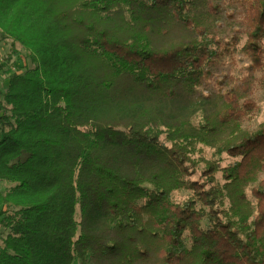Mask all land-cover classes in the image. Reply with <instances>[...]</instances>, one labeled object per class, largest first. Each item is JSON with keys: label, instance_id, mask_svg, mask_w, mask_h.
Here are the masks:
<instances>
[{"label": "trees", "instance_id": "obj_1", "mask_svg": "<svg viewBox=\"0 0 264 264\" xmlns=\"http://www.w3.org/2000/svg\"><path fill=\"white\" fill-rule=\"evenodd\" d=\"M239 2L228 31L218 0H0L27 59L0 88V264H264V0ZM237 48L253 74L200 89Z\"/></svg>", "mask_w": 264, "mask_h": 264}, {"label": "rangeland", "instance_id": "obj_2", "mask_svg": "<svg viewBox=\"0 0 264 264\" xmlns=\"http://www.w3.org/2000/svg\"><path fill=\"white\" fill-rule=\"evenodd\" d=\"M221 4V8L223 11L224 23L223 26L228 31H232L234 29H242V17L241 13V6L239 0H218ZM232 15V16H229ZM234 32V31H233ZM230 35V34H229ZM245 41V36L241 33V39L238 43V48L240 49L243 42ZM5 46H4V45ZM6 47V48H5ZM9 42L0 41V59L5 64L3 68L5 74H0V88L5 90V85L2 84L3 81L6 80L8 74L7 71L13 72L18 71L21 72L23 69L27 59L23 53V50L18 48V52L16 54H10V60L16 62L15 68L13 66L10 67L9 61L6 62L7 53L9 49ZM237 48L235 54H226L221 58H218L219 66L218 69L213 72V77L210 79L209 83L205 87H200L205 91H209L212 89H216L218 87L217 80H223V87L229 88L231 85H235L240 82L241 79L245 78L246 76L253 74L248 72L244 69V66L247 64L245 57L243 56L242 52ZM12 64V63H11ZM15 64V63H14ZM257 78H254L253 86H252V99L255 104V112L253 117L249 120H244L242 124V128L248 131H255L258 129L261 123H264V88L261 87L259 83V73H256ZM5 77V78H4ZM4 78V79H3ZM224 161H228V159H224ZM261 178H264V174L262 173ZM9 185L5 182H0V190H5ZM250 188L247 187L245 192L248 195V198L252 200L250 195ZM184 192L181 193L183 195ZM6 230L0 228V235H5Z\"/></svg>", "mask_w": 264, "mask_h": 264}, {"label": "crops", "instance_id": "obj_3", "mask_svg": "<svg viewBox=\"0 0 264 264\" xmlns=\"http://www.w3.org/2000/svg\"><path fill=\"white\" fill-rule=\"evenodd\" d=\"M3 45H4V44H3ZM4 46H5V45H4ZM5 48H6V47H5ZM7 51H8L7 53H9V54H10V51H9V49H8ZM0 62H1V59H0ZM2 62H3V61H2ZM3 70H4V69H3ZM3 70H2V71H0V74H3V73L5 74V72H4ZM7 73H8V72H7ZM0 79H1V77H0Z\"/></svg>", "mask_w": 264, "mask_h": 264}]
</instances>
